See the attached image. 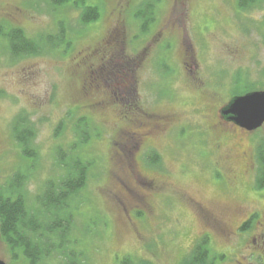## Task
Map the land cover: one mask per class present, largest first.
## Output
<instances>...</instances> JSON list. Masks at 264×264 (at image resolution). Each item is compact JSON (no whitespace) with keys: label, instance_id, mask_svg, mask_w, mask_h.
<instances>
[{"label":"rangeland","instance_id":"rangeland-1","mask_svg":"<svg viewBox=\"0 0 264 264\" xmlns=\"http://www.w3.org/2000/svg\"><path fill=\"white\" fill-rule=\"evenodd\" d=\"M145 1L87 0L100 16L82 25L72 4L0 0V27L20 29L42 44L41 54L13 57L0 39V186L22 172L20 192L26 207L36 209L44 184L64 173L59 162L68 157L74 126L82 121L90 140L73 153L92 165L70 208L69 239L81 264L127 258L132 264H181L200 240L207 242L205 264H264L258 226L264 225V188L255 187L264 124L249 135L250 143L239 132L211 128L216 109L231 96L264 90V0L245 9L238 0H153L154 19L143 33L134 13ZM60 31L66 44L44 46L43 39H56ZM117 32L122 44L116 58L128 88L112 70L102 84L92 83L94 93L83 90L91 69L76 63L77 53ZM103 99L105 108L94 105ZM137 111L166 123L140 139L128 159L127 146L119 142L114 149L111 142ZM19 116L32 129L33 159L22 156L16 140ZM238 143L254 147L250 171L235 157ZM151 150L160 166L146 164ZM128 188L138 197L127 195ZM254 211L257 218L247 220ZM239 220L248 225L238 228ZM17 251L0 235L1 260L27 264Z\"/></svg>","mask_w":264,"mask_h":264},{"label":"trees","instance_id":"trees-1","mask_svg":"<svg viewBox=\"0 0 264 264\" xmlns=\"http://www.w3.org/2000/svg\"><path fill=\"white\" fill-rule=\"evenodd\" d=\"M152 1V2H151ZM258 0H238L240 9H245ZM54 7L72 4L79 11V21L82 25L96 21L99 16L98 7L87 5V0H49ZM153 0L141 3L134 13V18L139 22L140 32L146 33L153 22L155 12L151 11ZM155 11V10H154ZM61 28V26H60ZM66 34L58 33L56 39H43L45 44L54 46L55 49L63 46ZM0 39L5 40L11 56L41 54L42 44L40 41L27 38L20 29H5L0 27ZM53 40V41H52ZM248 92V91H247ZM22 116L17 117L14 127L16 140L21 147L22 156L33 159L36 155L31 144L33 136L29 126L25 128ZM24 122V123H23ZM79 121L74 126L75 141L70 145L67 158L60 160L59 164L64 173L58 180H50L44 184L42 193L37 195L36 209L26 207L20 185L24 180V174L16 172L6 186H0V235L12 250H19L26 259L27 264H81V255L75 254L70 248L71 234V205L79 197L85 188L88 167L92 162L84 161L75 151L90 140L87 124ZM23 127H21V126ZM59 127H62L60 125ZM62 157V156H61ZM258 172L255 180L257 190L264 188V145L258 149ZM148 166L157 167L161 165V158L155 151H150L145 157ZM75 206V205H74ZM248 224L245 225V227ZM206 240L197 242L185 256L181 264H205ZM120 264H132L130 260L123 259ZM137 264H149L140 261Z\"/></svg>","mask_w":264,"mask_h":264},{"label":"flooded vegetation","instance_id":"flooded-vegetation-1","mask_svg":"<svg viewBox=\"0 0 264 264\" xmlns=\"http://www.w3.org/2000/svg\"><path fill=\"white\" fill-rule=\"evenodd\" d=\"M122 44V37L119 32L117 34L112 35L108 34L106 37H102L99 39L98 42L95 43V45L88 49V50H83L79 51L77 53V61L76 63H83L84 65L86 63H90V67L88 66L87 74L90 73L89 78L87 76V80L84 82L83 81V90H87L90 93H94L96 86L93 88L92 83L94 81L99 82L98 84H102V80L105 75L110 71L112 73V70H116L118 74V79L120 81L124 82V85L126 86V83L128 82V79L126 77H122L121 72L119 71L120 64L117 63V56L119 55V46ZM94 62H98L96 66L94 65ZM75 63V62H74ZM94 68H93V67ZM93 68V69H92ZM95 75V76H94ZM127 87V86H126ZM128 88V87H127ZM120 92V90H119ZM235 96V95H234ZM115 97V96H114ZM233 96H231L222 106L218 107L215 111V123L211 128H215L219 132L222 133H228L232 136H235L236 133L239 134V138L241 137L248 138V142L250 143V134L253 131H248L245 130L239 126H237L234 122L230 121L226 116H223L221 114V110L227 105V103L230 101V99ZM117 99V98H116ZM107 102L103 101L100 103H96L94 105H99L102 108L106 107ZM129 106L127 105L126 111L128 110ZM166 123V119L164 117H159V116H154V115H149L147 113H141V111H137L135 115L132 117V119H128V124L129 127L128 129H121L115 133L114 135V140H112L111 145L114 147L118 146L119 142H122L124 144L123 146H127V158L131 157V149L137 148L139 145L140 139H148L151 135L155 134L159 128ZM255 131V130H254ZM133 140V142H132ZM220 145L219 143L215 145V149H219ZM235 157L238 159H241L244 164L247 166L248 171H250L253 168V163H254V147H244V145L238 143L237 144V150L235 152ZM128 158V159H129ZM215 170L218 173V175L222 178V180L226 182V176L223 174L221 168H217L215 166ZM228 178V177H227ZM153 183V182H150ZM151 185V184H149ZM127 195L134 194L135 197H138V193L134 192L131 189L126 190ZM259 215L258 212H250L249 216L246 218L247 220H253L254 218H257ZM246 222V220H239L238 223L240 224L238 228H242L245 225H242ZM258 226H261V237H262V244L264 246V225L262 223L258 222ZM211 229V227H210ZM253 242H255V239H253ZM183 257V256H182ZM185 257V256H184ZM183 257V258H184ZM182 258V259H183ZM149 264H153L152 261L146 260Z\"/></svg>","mask_w":264,"mask_h":264},{"label":"water","instance_id":"water-1","mask_svg":"<svg viewBox=\"0 0 264 264\" xmlns=\"http://www.w3.org/2000/svg\"><path fill=\"white\" fill-rule=\"evenodd\" d=\"M237 126L254 131L264 124V90L248 91L233 96L221 110ZM0 264H6L0 259Z\"/></svg>","mask_w":264,"mask_h":264}]
</instances>
